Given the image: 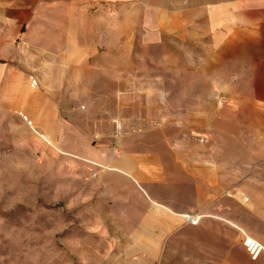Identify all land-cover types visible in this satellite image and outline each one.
Here are the masks:
<instances>
[{"label":"crops","instance_id":"crops-1","mask_svg":"<svg viewBox=\"0 0 264 264\" xmlns=\"http://www.w3.org/2000/svg\"><path fill=\"white\" fill-rule=\"evenodd\" d=\"M187 46L209 91L171 114L162 77ZM17 115L23 125L37 117L58 147L76 150L81 138L85 155L67 163L72 179L110 198L142 261L172 238L200 263L259 264L233 248L211 256L214 245L191 239L205 218L225 223L222 212L241 211L264 244V189L244 208L220 197L225 176H239L236 145L264 143V0H0V143L20 126ZM190 210L201 214L197 225L184 220Z\"/></svg>","mask_w":264,"mask_h":264},{"label":"rangeland","instance_id":"rangeland-1","mask_svg":"<svg viewBox=\"0 0 264 264\" xmlns=\"http://www.w3.org/2000/svg\"><path fill=\"white\" fill-rule=\"evenodd\" d=\"M191 53L194 52L187 46L180 57L169 58V71L162 77L163 84L170 86L165 95L171 99V114L193 106L194 96H205L209 91L204 76L194 72L192 60L198 57H191ZM148 78L138 77L137 83ZM181 81L188 87L178 88ZM193 82L198 85L196 88ZM243 91L242 87L233 88L236 96ZM58 102L66 104L64 98ZM232 106L237 116H247L239 97H235ZM36 118L31 116L32 123L23 125L17 115L16 123L21 127L2 133L6 139L0 143V264H204L188 248H177L172 238L162 245L160 255L153 261H142L123 234V224L114 220L110 198L103 200V190L98 196L72 179L67 163L77 155H85L78 144L81 138H76V150L67 143L58 147L50 135L39 130ZM100 129L93 127L88 140H100ZM190 134L197 141H204V134L193 130ZM236 146L239 176L230 181L225 176L228 183L221 186L220 197L233 199L244 208L250 206L249 192L264 189V143ZM257 200L264 203V197ZM183 215L186 222L197 225L201 214L190 210ZM222 215L225 223L205 218L207 226L194 232L192 242L214 245L211 256L216 250L233 248L264 264V244L252 235L249 215L241 211ZM256 225L264 231V224L257 221Z\"/></svg>","mask_w":264,"mask_h":264},{"label":"built area","instance_id":"built-area-1","mask_svg":"<svg viewBox=\"0 0 264 264\" xmlns=\"http://www.w3.org/2000/svg\"><path fill=\"white\" fill-rule=\"evenodd\" d=\"M217 101H218L219 104L221 103V99H220V98H218ZM201 139H202V138H200V140H201Z\"/></svg>","mask_w":264,"mask_h":264}]
</instances>
